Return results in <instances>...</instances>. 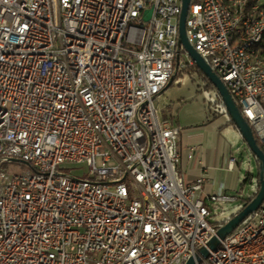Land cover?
Instances as JSON below:
<instances>
[{
    "label": "built area",
    "instance_id": "built-area-1",
    "mask_svg": "<svg viewBox=\"0 0 264 264\" xmlns=\"http://www.w3.org/2000/svg\"><path fill=\"white\" fill-rule=\"evenodd\" d=\"M180 7L0 0V264H185L216 234L209 206L236 198H204L203 177L182 183L180 128L156 104L194 66L177 53ZM246 8L227 15L218 0H190L185 35L264 153V41L241 52L257 40L264 6L254 1V19ZM263 224L264 198L196 264H264V238L249 243Z\"/></svg>",
    "mask_w": 264,
    "mask_h": 264
},
{
    "label": "crops",
    "instance_id": "crops-1",
    "mask_svg": "<svg viewBox=\"0 0 264 264\" xmlns=\"http://www.w3.org/2000/svg\"><path fill=\"white\" fill-rule=\"evenodd\" d=\"M165 93L164 90L161 96ZM172 108L167 104L160 109L162 118L170 120L174 126L180 128L177 142L180 160L177 170L182 183L190 185L197 178L203 177L204 198L215 193L234 195L240 180L239 164L224 136L234 137L243 144L244 142L227 115L214 107L213 111L208 109L207 113L201 111L191 116L183 113L181 116V107L175 109L173 116ZM231 158L236 160L233 165L230 164Z\"/></svg>",
    "mask_w": 264,
    "mask_h": 264
},
{
    "label": "water",
    "instance_id": "water-1",
    "mask_svg": "<svg viewBox=\"0 0 264 264\" xmlns=\"http://www.w3.org/2000/svg\"><path fill=\"white\" fill-rule=\"evenodd\" d=\"M190 0H181L180 13L178 17V38H177V53L183 50L187 56L192 60L194 66L202 73V75L209 81L213 86L216 93L218 94L221 105L225 109V112L229 118V121L233 124L235 129L240 134L242 141L244 142L246 148L254 156L255 160L258 162L259 179L258 185L259 189L255 197L247 204L241 211H239L235 216L229 219L223 226L217 229L216 234L212 236L207 242L206 247L199 250V255L195 257H190L185 264H196L201 259H205L208 256L209 251L216 250L219 241L224 239L227 235L232 233L243 220L255 212L260 206L264 198V153L258 146L256 139L249 127L248 123L243 118L240 110L238 109L235 101L230 95L228 89L221 81V79L212 71L210 66L204 61V59L195 51V49L188 43L185 35V19L187 16L188 6ZM150 11H147L145 16H149Z\"/></svg>",
    "mask_w": 264,
    "mask_h": 264
},
{
    "label": "rangeland",
    "instance_id": "rangeland-1",
    "mask_svg": "<svg viewBox=\"0 0 264 264\" xmlns=\"http://www.w3.org/2000/svg\"><path fill=\"white\" fill-rule=\"evenodd\" d=\"M180 60L183 61L182 56H180ZM165 92V95L157 99L156 104L160 108H164V106L167 104L171 105L173 107L171 115L173 116L175 115V109H179L181 107V116L183 113H187L189 116L201 113V111H206L207 113L208 109L213 111L214 107L211 105L213 104L215 106L217 101L214 92L205 90L201 77L196 72H194L190 66H185L181 69V71L174 75L167 85ZM166 113L170 114L168 111ZM224 137L231 145L232 153L236 157L239 164V181H241L244 178L246 172H255L256 166L254 159L252 158L249 150L241 141H238L234 137L228 135H225ZM240 153L241 155L239 156ZM1 166L3 165L1 164ZM6 166L11 171H15V169H26L24 165H19L16 162L6 163ZM254 185L255 180L253 179L252 183L250 185H246L242 190L243 196L247 197L253 194L255 191ZM236 209V204H214L211 206L209 220L211 222L222 221L231 213L235 212Z\"/></svg>",
    "mask_w": 264,
    "mask_h": 264
},
{
    "label": "bare ground",
    "instance_id": "bare-ground-1",
    "mask_svg": "<svg viewBox=\"0 0 264 264\" xmlns=\"http://www.w3.org/2000/svg\"><path fill=\"white\" fill-rule=\"evenodd\" d=\"M254 1L260 0H247L246 17L247 19H254ZM244 0H218L221 12H226L227 15H234V11H241ZM264 6V0H262ZM259 40L264 41V25L259 26L257 32V40H251L246 45H241V52L253 53L259 48ZM258 58L263 59L260 63V71H264V51H258ZM250 61H257V54H250ZM264 238V224L261 227H256L254 236H249V243H256V240ZM246 263H253V256H246Z\"/></svg>",
    "mask_w": 264,
    "mask_h": 264
},
{
    "label": "trees",
    "instance_id": "trees-1",
    "mask_svg": "<svg viewBox=\"0 0 264 264\" xmlns=\"http://www.w3.org/2000/svg\"><path fill=\"white\" fill-rule=\"evenodd\" d=\"M181 52H183V51H181ZM191 68L194 70V72H196L201 77V79L203 81V84H204L205 90L206 91L207 90L208 91H213L214 94H215V96H216V99H217L216 102L221 105V100H220L218 94L216 93L215 89L213 88V86L209 83V81L202 75V73L195 66H193ZM237 107L240 110L239 106H237ZM258 146L260 147L259 144H258ZM251 156L255 160V158H254V156L252 154H251ZM255 166H256L255 172L254 173H246L245 176H244V178L241 181H239V183H238V189L234 193V196L236 198L237 209L235 210V212L231 213L227 218L223 219L222 221L212 222V224L215 225L216 229H219L221 226H223L229 219H231L239 211H241L247 204H249L251 202V200L255 197V195H256V193H257V191L259 189V185H258V179H259V175L258 174H259V170H258V162L256 160H255ZM253 179L255 180V185H254L255 186V191H254V193L251 194V195H249V196H247V197L243 196L242 190L244 189V187L246 185H248V184L250 185L252 183ZM211 206L212 205L209 206L210 212H211Z\"/></svg>",
    "mask_w": 264,
    "mask_h": 264
}]
</instances>
